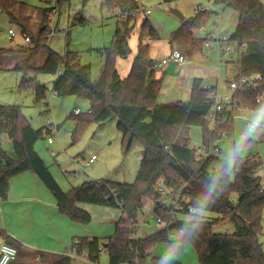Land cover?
I'll use <instances>...</instances> for the list:
<instances>
[{
	"label": "trees",
	"instance_id": "16d2710c",
	"mask_svg": "<svg viewBox=\"0 0 264 264\" xmlns=\"http://www.w3.org/2000/svg\"><path fill=\"white\" fill-rule=\"evenodd\" d=\"M65 1L57 0V3L61 5ZM209 1L229 7L239 15L238 26L231 40L245 46V50L240 56L239 72L235 79L240 74L259 73L262 76L256 86L236 90L229 104H224L222 115L230 114L227 110L230 106L254 111L259 104L257 99L264 96V4L261 0ZM17 3V0H0L2 11L13 21L16 17L12 10ZM106 3L111 8L120 9L124 17L122 28L116 30L110 47L105 48V63L96 80L91 79L90 67L80 62L76 52L60 55L49 48L47 37L50 30L45 26L39 29L31 44L23 45L18 50L12 47L0 49V65L4 55L14 52L26 55L13 69L22 73L19 86L21 89L32 88L36 103L46 96V88L31 76V73L38 72L58 75L54 82L56 95H75L89 102L87 113L69 116L76 121L73 141L78 140L89 123L116 119L123 147L128 150L135 139H139L143 146L135 181L88 180L64 191L35 149L37 141L46 136L44 129H34L19 106L0 105V139L7 136L13 146L11 152L0 148V198H7L13 177L29 171L36 174L53 194L59 212L75 223L84 225L92 219L87 211L78 207L79 203L120 208L123 217L116 222L114 233L103 244L98 238L80 237L73 241V253H85L93 263H97L102 251H105L109 264H157L153 249L171 242L174 232L185 220L178 215L188 214L175 212L171 206L159 202L154 193L157 180L164 178L166 184L175 190H186L190 205L194 206L212 177L220 171H209L215 159L213 156H198L197 151L188 144L176 143L180 129L184 126H202V147L208 150L215 139L233 132V121L227 119L216 130L209 129L205 116L214 105L216 88L206 87L201 79L194 80L188 101L157 103L162 79H156L150 46L143 41L146 38L157 40L159 36L147 16L140 25L137 53L129 73L122 78L116 61L127 58L131 53L129 25L136 18L139 6L137 0H106ZM207 16V11H200L184 20L182 26L170 36L171 46L182 51H201L204 41L196 39L193 30L202 27ZM27 32L25 29L24 34ZM39 53H44L45 60L36 67L33 62ZM219 133L222 135L219 136ZM253 145L254 142L250 147ZM262 164L259 154L245 155L226 191L210 208L209 212L220 215V218L213 222L205 220L198 239L192 244L201 264H264V248L260 240L263 234L264 189L258 175ZM148 199L153 200L152 210L164 224L147 237H137L138 217ZM226 220L233 224L234 232L214 233L213 226ZM0 237L8 244L18 246L1 230ZM54 264H74V258L63 256Z\"/></svg>",
	"mask_w": 264,
	"mask_h": 264
},
{
	"label": "rangeland",
	"instance_id": "374dc122",
	"mask_svg": "<svg viewBox=\"0 0 264 264\" xmlns=\"http://www.w3.org/2000/svg\"><path fill=\"white\" fill-rule=\"evenodd\" d=\"M17 2L12 10L16 17L15 21L0 7V49L11 47L18 49L25 45L23 41L25 29L34 41V36L37 35L39 29L45 26L50 30L47 37L49 48L60 55H64L69 51L76 52L80 62L90 67L91 79L94 81L99 77L105 63V48L110 47L116 30L122 28L121 21H123L122 17L124 15L120 9L109 7L106 0H66L61 5H58L57 0H17ZM142 5V10L140 12L138 10L136 18L129 25V46L135 54L137 53L140 25L143 18L146 16L149 19L156 17L160 26H163L166 18H179L171 13V9L180 11L185 20L194 17L200 11H207L208 16L204 19L203 26L194 29L193 35L196 39H201L204 43L209 42L211 45L209 48L203 47L201 51H193L197 56L208 55L213 49L218 51V41L222 40L223 36L230 37L231 35L229 33L222 35L217 31L214 24L216 22L214 16L216 10L214 8L224 6L215 5L209 0H144ZM146 9H150L152 14L146 15L144 12ZM10 32L15 33L12 41L8 38ZM158 36L160 35L158 34ZM143 43L150 44L149 46L160 45L159 50L161 51L166 50L167 47L170 50L171 45L168 41L149 38L144 39ZM220 43L223 47H236L231 38ZM133 53L131 52L127 58H120L121 61L128 64L129 61L131 62ZM44 58V53H39L34 59L33 65L39 67ZM4 60L5 58L2 57L1 61L4 62ZM166 60L170 61V58L168 57ZM226 60L228 59H224L222 69L224 74L223 84H226L227 78L234 79L238 74V61L236 62L233 59V62L226 63ZM226 67L227 70L229 69L227 74ZM119 70L122 77H126L129 73L128 71V73H125L123 69ZM31 76L46 88V96L39 103L35 102V94L32 88H20L22 73L5 69V66L1 63L0 105L19 106L27 122L36 130L44 129L49 124L53 126V131L48 136H52L55 139L54 142L50 144L47 138L40 139L35 144V149L50 168L59 186L64 191H69L74 186L88 180H106L118 183L134 182L143 154V146L140 140L135 139L130 148L126 150L122 144V134L117 128V120L114 119L104 123H89L78 140L73 141L72 134L75 130L76 121L69 118V116L75 114L76 109H79L81 113H87L89 102L75 95H56L54 93V81L58 77L57 74L38 72L31 73ZM223 92V94H220V98L227 99L229 90ZM243 114H247L250 118L253 111L237 108L235 111L237 116L234 117L233 121V132L215 139L208 150H201L203 146L202 126L182 127L176 143L188 144L190 148L197 151L198 156H213L215 159L210 164L209 170L210 172L220 170L227 152L245 128L246 122L242 118ZM44 137L46 136L44 135ZM214 146L220 147L219 153L214 152ZM248 154L260 155L263 161L261 171L264 177V137L254 141V145L248 149L245 155ZM92 155H95L97 160L88 164V160ZM152 208V201L147 200L138 217L139 232L137 237H147L163 226L158 224ZM95 209L98 210L93 214L91 222L84 225L88 226L92 230L91 235L97 236L103 244L104 240L112 235L114 230V223H108L109 217L104 211H112L115 215H118L120 211L115 208L104 210L103 207H96ZM178 216L182 219L186 217L185 215ZM219 218L220 215L209 212L205 220L213 222ZM262 226L263 234L260 240L264 248V209ZM213 231L220 234H232L234 226L229 220H226L215 224ZM175 234L176 232H174V236ZM169 243L158 245L152 252L154 255H160L162 249L167 247ZM86 257L84 253L74 261V264H109V257L105 251H102L100 260L97 263L87 260ZM179 263L201 264L193 246L184 251Z\"/></svg>",
	"mask_w": 264,
	"mask_h": 264
},
{
	"label": "crops",
	"instance_id": "0c3cea01",
	"mask_svg": "<svg viewBox=\"0 0 264 264\" xmlns=\"http://www.w3.org/2000/svg\"><path fill=\"white\" fill-rule=\"evenodd\" d=\"M143 1L137 0L139 12L142 10ZM261 1L264 4V0ZM146 10L150 11L148 14L145 13L146 15L149 16L152 14L150 9ZM214 10H216L214 11L216 14L214 15L216 20L214 24L217 27V31L222 35L229 33L231 35L228 38H231L238 26V13L225 6L214 8ZM149 20L160 35L158 40L169 42L171 34L182 26L185 17L183 16V19L175 17L173 19L166 18L163 26H160L159 20L156 17H152ZM159 47L160 45L150 46L151 58L159 65L156 69L155 77L156 79H162V87L157 99L158 104L188 101L195 79H201L205 85L208 84L211 87H215L218 98H220V94L224 93V90H229V96L232 95L229 89V83L233 78H227L225 81L226 84L222 83V78L224 77L222 71L223 62L224 59H228L226 63L233 62L234 60L236 62L238 61L239 72V59L245 50V46H239L237 44L236 47L230 46L232 53L229 58H222L221 54L225 46L223 47L221 43L218 46V51L213 49L208 53L207 50L208 55H203V57L195 55L193 51H182L188 59V63L184 65H178L171 60L166 64H162V60L170 57L174 47L170 45V50L167 47L166 50L162 51L159 50ZM14 49L18 50L17 48ZM131 52L133 53L132 49ZM135 55V53L132 54L131 62L129 61L128 64L119 58L116 64L118 72L120 71L119 69H123L125 73H128ZM3 57L5 60L4 62L1 61V63L5 66V69L15 71L13 68L18 63H21L26 58V55L14 52ZM225 71L227 74L229 69L227 70L226 67ZM120 75L122 77V74ZM227 110L230 114H224V117L226 120L230 119L234 121V117L237 116L235 115L237 108L230 106ZM242 118L247 123L249 119L248 115L243 114ZM0 148L6 152H11L13 149L11 140L5 135L0 139ZM258 175L261 177L262 183H264L261 168L258 171ZM78 207L87 211L91 215V218L95 211L98 210L95 209L96 207H103L104 210L112 208L85 203H79ZM115 209L120 211L118 215H115L112 211H104L109 217L108 223H114V230L116 222L123 217L122 210L120 208ZM0 230L5 232L10 240L17 243L18 246L10 245L17 249L18 260L26 264H54L63 256L73 257L74 261H76L83 254L75 255L73 253V241L80 237L98 238L97 236H92L93 234L91 235L92 230L88 226L75 223L67 216L62 215L59 212L57 201L53 194L36 174L29 171L13 177L10 180V189L7 198H0ZM0 239L4 238L0 237ZM154 256L158 257L159 255L156 254Z\"/></svg>",
	"mask_w": 264,
	"mask_h": 264
},
{
	"label": "clouds",
	"instance_id": "9594fccd",
	"mask_svg": "<svg viewBox=\"0 0 264 264\" xmlns=\"http://www.w3.org/2000/svg\"><path fill=\"white\" fill-rule=\"evenodd\" d=\"M262 137H264V103H259L247 120L242 134L227 152L219 173L212 177L206 191L189 210L172 241L162 249L161 254L157 257V264H179L184 251L198 239L210 208L226 191L238 170V164L243 162L249 147Z\"/></svg>",
	"mask_w": 264,
	"mask_h": 264
},
{
	"label": "built area",
	"instance_id": "2783aa9c",
	"mask_svg": "<svg viewBox=\"0 0 264 264\" xmlns=\"http://www.w3.org/2000/svg\"><path fill=\"white\" fill-rule=\"evenodd\" d=\"M146 14L150 13L149 10L145 11ZM15 37L14 32H10L8 36L9 40H13ZM209 40V39H208ZM229 38L223 37L222 40L218 41L217 46H220L221 41H228ZM23 41L25 45H29L33 42L30 35L24 34ZM209 42H205L203 47L209 48ZM232 53V48L230 46H225L222 50V58H229L230 54ZM170 60L178 65H184L188 63L187 56L178 48H174L170 54ZM168 61L166 59L162 60V64H166ZM158 63L154 64V69L158 68ZM262 76L259 73H254L251 75L240 74L237 79H232L229 83V89L233 94L236 90L244 89L246 86H256L257 82L261 81ZM206 87H210L208 84L205 85ZM232 99V95L229 96L227 99H221L215 96L214 105L205 116L208 121V127L211 131L216 130L220 125L224 124L226 118L222 115L224 110V104L229 103ZM264 101V96H260L257 99L258 103H262ZM79 109L75 110V114H79ZM53 131V126L49 124L46 128H44V133L46 134V138L48 142L52 144L54 142V138L52 136H48ZM219 136L222 133L218 134ZM205 149V147H201V150ZM210 149V148H209ZM215 153L220 152V147L214 146L213 148ZM200 152V150H199ZM96 160V156L92 155L89 160L88 164H91ZM262 188L264 189V183L262 184ZM154 193L158 196V200L162 205L171 206L175 212H186L188 213L189 210L193 207L190 205V198L188 193L184 189L175 190L174 188L168 186L165 182L164 178H159L154 186ZM150 200V199H148ZM152 203L153 200H151ZM158 224H164L160 219H157ZM0 264H26L20 262L18 260V251L17 249L8 244L4 239H0Z\"/></svg>",
	"mask_w": 264,
	"mask_h": 264
},
{
	"label": "water",
	"instance_id": "95a60500",
	"mask_svg": "<svg viewBox=\"0 0 264 264\" xmlns=\"http://www.w3.org/2000/svg\"><path fill=\"white\" fill-rule=\"evenodd\" d=\"M171 13H173L174 15H176L177 17H179L180 19H183V15L181 14L180 11H178L176 9H171ZM42 139H45V137H43Z\"/></svg>",
	"mask_w": 264,
	"mask_h": 264
}]
</instances>
